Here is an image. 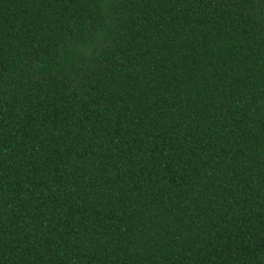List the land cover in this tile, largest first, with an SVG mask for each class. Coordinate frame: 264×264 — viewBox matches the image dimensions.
I'll return each mask as SVG.
<instances>
[{
	"label": "trees",
	"instance_id": "obj_1",
	"mask_svg": "<svg viewBox=\"0 0 264 264\" xmlns=\"http://www.w3.org/2000/svg\"><path fill=\"white\" fill-rule=\"evenodd\" d=\"M0 264H264V0H0Z\"/></svg>",
	"mask_w": 264,
	"mask_h": 264
}]
</instances>
